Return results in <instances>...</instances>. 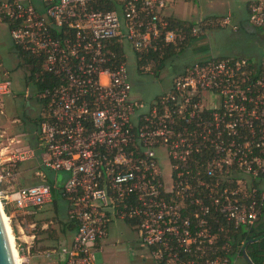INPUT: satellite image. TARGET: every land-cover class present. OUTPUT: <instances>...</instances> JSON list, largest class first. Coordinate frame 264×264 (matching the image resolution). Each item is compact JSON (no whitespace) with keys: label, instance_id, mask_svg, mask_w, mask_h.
I'll return each instance as SVG.
<instances>
[{"label":"built area","instance_id":"2783aa9c","mask_svg":"<svg viewBox=\"0 0 264 264\" xmlns=\"http://www.w3.org/2000/svg\"><path fill=\"white\" fill-rule=\"evenodd\" d=\"M112 1V10L105 0L0 3L11 43L36 68L23 73L21 99L39 107L33 146L0 142L2 209L33 216L64 172L75 232L63 264H95L117 221L155 264H236L243 242L227 237L264 217V56L199 60L145 106L132 95L127 50L135 66L151 58L143 69L153 73L152 55L161 60L201 27L170 24L165 0ZM247 20L264 31V0H252ZM211 24L225 28L230 17ZM12 95L10 78L0 79V114ZM27 162L39 182L14 188Z\"/></svg>","mask_w":264,"mask_h":264},{"label":"rangeland","instance_id":"374dc122","mask_svg":"<svg viewBox=\"0 0 264 264\" xmlns=\"http://www.w3.org/2000/svg\"><path fill=\"white\" fill-rule=\"evenodd\" d=\"M5 1L6 0H0V3ZM252 31L255 33V35H251L254 39L260 38L261 35H264V31L260 29L253 28ZM221 36L222 34L219 35V38H215L210 41L211 49L213 51L214 48L216 55H218L216 52L223 54L239 50V42L244 43V46L247 44L252 46V39H250L251 37L249 38L246 32L231 35L226 34L224 37ZM13 49L14 46L9 37L7 24L3 22L0 17V79L9 77L13 85V95L5 99L3 114H0V142H4L3 144L12 146L13 150H21L30 144L31 135L30 133L23 134L21 132V126L16 119L17 114L23 107L29 117L33 119L37 117L39 107L35 103H24L19 98L14 99L17 94L23 92V83L21 79L24 70L23 68L17 67L19 65V61L15 57ZM191 56L192 54L186 51V53H184V57L180 56L176 59H169L165 61L163 68L157 75L146 72L139 74L135 67V59L131 52L127 50V64L133 97L140 99L145 106L148 105V103L152 102L163 91L169 89L171 79L175 75L181 72L184 67L188 66L189 62H193L194 59ZM7 139H13V144L6 142ZM32 166V162L23 163L19 166V174L17 178L18 185H14V188L27 186L29 184H37L39 182V179L35 176V171L31 169ZM46 175L47 178L50 179L54 176L53 173H46ZM67 176L68 175L64 172H58L56 174L58 184L55 189L60 188L61 183H64ZM5 188L6 187H2V185L0 186V189L5 190ZM54 198L58 201V203L62 201L60 194H56ZM12 214L13 210L9 209V216L6 217L9 218L8 226L12 225L15 228V219H17V216H12ZM260 221L263 220H259L258 222ZM27 222L32 223L33 232H36L42 241L47 242L46 244L48 246L44 247V250L46 248L49 251H58L59 248H64L62 246H64V244H66L71 237V233L68 232L61 234L60 225L55 219V207L51 201L42 208L38 209L32 217L30 216L29 219H27ZM262 226H264V223L257 224L258 228H261ZM42 227L44 228L42 229ZM47 229L53 231V235L56 240L52 241L47 239V232L46 234L44 232L47 231ZM14 244L19 257V264H22V253L21 251L20 253L18 252V245L15 242V238ZM139 248L140 246L137 241V236L133 230L124 223L117 221L111 224L108 228L107 239L105 240V247L103 250L95 253V264H153L145 258V251L143 255H140L139 253L136 254ZM47 260H56L55 255H52V258ZM236 264L246 263H244L242 257H238L236 259Z\"/></svg>","mask_w":264,"mask_h":264},{"label":"crops","instance_id":"0c3cea01","mask_svg":"<svg viewBox=\"0 0 264 264\" xmlns=\"http://www.w3.org/2000/svg\"><path fill=\"white\" fill-rule=\"evenodd\" d=\"M165 2L166 6L160 11L162 18L166 20L168 18L176 19L183 21L184 23L199 25L201 27V34L199 37L193 38V41L187 46V48L183 50L182 53L174 56L172 60L180 56L184 57L186 51L192 54L191 57L194 59L193 62H189L188 66L210 56L238 57L248 59L252 62H257L262 56H264V35L255 39L251 37V35L253 36V33L251 32L253 28L248 24L247 20L248 6L252 0H165ZM226 16L230 17V26L220 28L211 24L213 21ZM232 27H235V30H233ZM243 32H246L249 38L251 37L250 39H252V46H249L248 44L244 46V43L239 42L240 48L247 50V52L241 53L239 50L223 54L216 52L219 55L218 56L215 54L214 48L212 51L210 41L219 38L220 34H222L221 37H224L226 34L231 35ZM186 67H184V69ZM184 69L177 75L181 74ZM14 215L17 216V219H15L14 237L19 244L22 257L24 258L23 264H63L60 254L62 248H59L58 251H55L54 254H52L53 256L55 255L56 260H47L52 258V256L48 258L44 255L45 252L49 251L46 248L45 250L43 249L48 246L46 244L47 242L42 241L37 233L33 232L32 223L27 222V219H29L30 216L22 215L19 212H13L12 216ZM72 236L73 233H71V237ZM71 237L62 247L66 248L69 245ZM106 239L107 237L100 243L98 251L103 250ZM139 246L140 248L136 254L139 253L140 255H143L145 251V258L155 264L150 257L149 250L140 244ZM242 259L244 263L248 264L243 255Z\"/></svg>","mask_w":264,"mask_h":264},{"label":"trees","instance_id":"16d2710c","mask_svg":"<svg viewBox=\"0 0 264 264\" xmlns=\"http://www.w3.org/2000/svg\"><path fill=\"white\" fill-rule=\"evenodd\" d=\"M113 1L112 0H105V5L104 8L106 10H112L114 7ZM167 21L172 24L173 26H178V27H182L184 30L189 31V28L194 26L193 24H188V23H184L183 21L180 20H176V19H170L168 18ZM3 22H5L7 24V27H9L8 23L6 21L3 20ZM193 41V38L190 37L189 32H187V37L186 40L184 41L183 45L179 47V49L174 50L171 48L165 49L163 52V58L161 60H158L156 58V55H152L153 59H154V65H153V75H157L159 73V71L163 68V64L165 63V61L172 59L174 56L180 54L183 50H185L187 48V46ZM13 52L15 54V57L18 59L19 61V65L17 67L19 68H23L24 70V74H26L27 72H29L32 76V74H34L35 69L32 66V58L24 51L18 49L17 47H14ZM120 54H123V51L120 50L119 51ZM151 60V58H147V59H143V61H141V63H137L136 70L139 74H142L144 71L143 67L146 66V64ZM149 73V72H146ZM19 98L21 99V93L17 94L14 99ZM157 98V97H156ZM155 98V99H156ZM22 102H24L21 99ZM16 119L19 121V124L21 126V132L23 134H28L30 133V145L33 146L34 145V134L37 132V128H38V121L36 120V118H30L29 115L26 113V111L24 110V108L22 107L18 114ZM52 178V177H51ZM48 181L50 184L51 183V179L48 178ZM51 202L55 207V219L57 220V223L60 225V232L61 234H65L66 232L68 233H74L75 232V225L73 222L69 221L67 218V210H68V201L66 200V198L62 195L60 188L59 189H55L52 188L51 190ZM56 194H60L61 195V199L62 201L58 203V201L54 198ZM4 213L6 216H9V209L7 207H4ZM66 211V213H65ZM66 214V216H65ZM32 217V216H31ZM264 217H262L259 223H264ZM11 229H12V233L15 234V230L14 227L12 225ZM45 234L47 232V239L49 240H56V238L53 235V231H50L49 229H47V231H44ZM228 239L230 238L232 240V243L238 244L239 242H243V251L247 254L248 258L250 259V261L252 262V264H264V226H262L261 228H258L257 226L253 229H251L248 233L242 232V230L238 231V233L234 234V235H229V237H227ZM226 238V239H227ZM15 242L18 245V252L20 253V247L19 244L17 242V240H15ZM240 257H242V252L240 253Z\"/></svg>","mask_w":264,"mask_h":264},{"label":"water","instance_id":"95a60500","mask_svg":"<svg viewBox=\"0 0 264 264\" xmlns=\"http://www.w3.org/2000/svg\"><path fill=\"white\" fill-rule=\"evenodd\" d=\"M32 110V109H31ZM243 256L248 264H252L247 254L244 252ZM0 264H15L12 250L8 241L5 226L3 223L2 213L0 210Z\"/></svg>","mask_w":264,"mask_h":264},{"label":"bare ground","instance_id":"6f19581e","mask_svg":"<svg viewBox=\"0 0 264 264\" xmlns=\"http://www.w3.org/2000/svg\"><path fill=\"white\" fill-rule=\"evenodd\" d=\"M0 210H1V213H2V218H3V223H4V226H5V230H6V234H7V237H8V241H9V244H10V248L12 250V254H13V257H14V262L15 264H19V257H18V253H17V250L15 248V244H14V236H12V230H11V227L8 226V218L6 217L3 209H2V205H1V202H0Z\"/></svg>","mask_w":264,"mask_h":264},{"label":"flooded vegetation","instance_id":"af4514ba","mask_svg":"<svg viewBox=\"0 0 264 264\" xmlns=\"http://www.w3.org/2000/svg\"><path fill=\"white\" fill-rule=\"evenodd\" d=\"M252 33H253V31H251ZM264 33V32H263ZM254 35H255V33H253ZM262 36V35H261ZM239 51L241 52V53H243V52H247V50H244V49H241V48H239Z\"/></svg>","mask_w":264,"mask_h":264}]
</instances>
